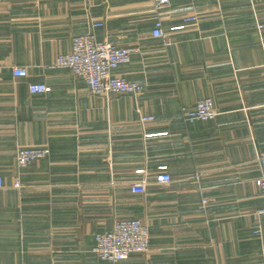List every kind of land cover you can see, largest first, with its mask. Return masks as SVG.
Segmentation results:
<instances>
[{"label": "crops", "instance_id": "1", "mask_svg": "<svg viewBox=\"0 0 264 264\" xmlns=\"http://www.w3.org/2000/svg\"><path fill=\"white\" fill-rule=\"evenodd\" d=\"M162 12L167 45L151 35L150 0H0V264H111L93 238L122 218L147 225L149 264H264V225L252 233L264 205V0H169ZM91 22H103L97 40L138 50L114 73L144 86L138 99L90 95L53 67ZM201 98L216 118L185 122L181 109ZM33 146L49 156L18 168L16 148ZM163 173L168 186L155 182ZM141 176L147 191L132 194Z\"/></svg>", "mask_w": 264, "mask_h": 264}, {"label": "built area", "instance_id": "2", "mask_svg": "<svg viewBox=\"0 0 264 264\" xmlns=\"http://www.w3.org/2000/svg\"><path fill=\"white\" fill-rule=\"evenodd\" d=\"M154 9V24L151 35L161 40L163 45L168 41L162 32V14L168 7L169 0H150ZM255 1V0H251ZM197 16L183 18L184 24H196ZM103 22H91L89 30L71 40L70 51L57 56L53 67L68 70L73 78L81 80L86 85L90 95L109 98L112 95L131 96L138 99L144 93V86L126 80L115 75L119 66L129 63L133 53L138 52L136 48L117 46L113 43L97 40L95 30L102 28ZM257 29L264 30V24L257 25ZM11 72L14 78H26V68L12 67ZM30 94H45L48 86L42 83L28 84ZM183 120L187 123L194 121H213L217 116L215 104L211 98L199 99L194 107L181 109ZM154 117L140 115L139 122H152ZM49 149L46 146L18 147L14 153L15 163L18 168H26L36 160L49 156ZM260 168L259 176L254 184L264 198V154L257 158ZM197 179V177H196ZM155 182L160 186H168L172 179L168 174L156 176ZM149 181L145 176L130 182L129 191L135 195H144L147 191ZM3 181L0 177V189ZM14 189H20L21 184L15 180L12 184ZM203 204L205 201L202 202ZM257 226L252 231L253 235L261 236V225H264V205L257 212ZM149 234L147 225L139 219L122 218L116 220L110 231L97 233L94 239L92 253L100 260L116 264L128 260L133 256H141L149 264Z\"/></svg>", "mask_w": 264, "mask_h": 264}, {"label": "rangeland", "instance_id": "3", "mask_svg": "<svg viewBox=\"0 0 264 264\" xmlns=\"http://www.w3.org/2000/svg\"><path fill=\"white\" fill-rule=\"evenodd\" d=\"M96 235H97V234L94 235V238H93V239H95V236H96ZM93 246H94V244H93ZM93 246H92V248H93ZM92 248H91V252H92ZM92 254H93V253H92Z\"/></svg>", "mask_w": 264, "mask_h": 264}]
</instances>
